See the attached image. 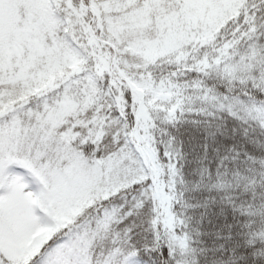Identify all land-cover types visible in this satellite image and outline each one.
<instances>
[{"label": "snow or ice", "instance_id": "obj_1", "mask_svg": "<svg viewBox=\"0 0 264 264\" xmlns=\"http://www.w3.org/2000/svg\"><path fill=\"white\" fill-rule=\"evenodd\" d=\"M0 264H264V0H0Z\"/></svg>", "mask_w": 264, "mask_h": 264}]
</instances>
